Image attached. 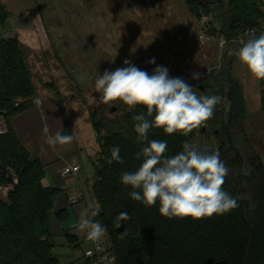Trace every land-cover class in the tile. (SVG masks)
Here are the masks:
<instances>
[{"label":"trees","instance_id":"16d2710c","mask_svg":"<svg viewBox=\"0 0 264 264\" xmlns=\"http://www.w3.org/2000/svg\"><path fill=\"white\" fill-rule=\"evenodd\" d=\"M186 2L199 21L225 7L217 32L227 39L246 38L250 29L257 35L264 31V0ZM9 17L10 11L0 0V120L4 117L8 126L0 133V186L13 184L7 197L0 196V264H61L54 253L50 212L53 198L62 189L46 184V165L32 156L10 123L12 117L34 105L37 89L19 37L3 30ZM205 24L212 27L213 19ZM240 46L237 43L235 50ZM234 59L235 55L223 75L230 83L231 103L229 108L222 103L216 106L213 118L204 126L206 131L201 127L184 136L153 128L148 133L149 140L167 141V156L182 151L185 141L201 150L219 152L229 169L223 189L239 204L226 214L200 220L169 219L159 213V202L146 207L132 200V189L124 186L120 177L142 163L134 157L146 142L137 141L133 117L147 110L142 105L128 110L113 122L115 128L104 125V134L99 121L92 117L100 144V151L90 159L95 171L92 192L116 264H264V164L257 151L247 158L241 148V144L248 145L244 129L247 106L242 85L231 75ZM260 110L264 115V80ZM209 135L220 140L218 148L202 146L201 140ZM113 146H119L123 163H108ZM121 212L131 219L121 221V227L116 228ZM66 214L68 211L63 210L58 216L63 219ZM66 237L69 243L81 245L76 234L68 231Z\"/></svg>","mask_w":264,"mask_h":264},{"label":"rangeland","instance_id":"374dc122","mask_svg":"<svg viewBox=\"0 0 264 264\" xmlns=\"http://www.w3.org/2000/svg\"><path fill=\"white\" fill-rule=\"evenodd\" d=\"M10 11L3 30L19 37L32 71L37 94L48 92L66 113L72 130L91 152L100 151L92 117L115 128L114 121L131 110L121 101L98 102L94 83L105 70L127 67V59L141 70L153 73L157 66L168 69L170 77L203 84L192 86L197 94L219 95L229 108L230 83L224 78L237 42H225L219 34L221 14L217 9L204 21L192 13L186 0H2ZM155 58L154 64L148 61ZM231 75L242 85L247 118L244 129L248 145L241 144L245 156L255 151L264 164V115L261 112V80L255 79L235 56ZM199 73L200 79H193ZM84 75L83 82L77 79ZM49 85H54L49 86ZM223 89V90H222ZM227 89V91L225 90ZM116 107V109H113ZM202 146L216 149L220 140L204 136ZM90 207L96 204L92 192L94 167L83 153ZM92 173V175H91ZM54 253L61 264H83L87 244L68 243L55 238Z\"/></svg>","mask_w":264,"mask_h":264},{"label":"clouds","instance_id":"9594fccd","mask_svg":"<svg viewBox=\"0 0 264 264\" xmlns=\"http://www.w3.org/2000/svg\"><path fill=\"white\" fill-rule=\"evenodd\" d=\"M245 35L246 38L239 42L241 46L229 54L238 57L255 79L264 80V31L257 35L256 30L250 29ZM123 63L128 66L115 71L105 70L98 75L94 87L100 93V104L121 101L129 109L142 105L147 110L133 117L137 141L146 142L134 157L142 163L137 170L124 172L120 177V182L132 189L130 198L146 207L159 202V213L169 219L200 220L237 208L238 199L223 189L229 169L218 151L201 150L197 144L185 141L182 151L167 156V141L149 140L148 137L153 128L162 129L167 135L188 136L194 129L206 126L224 97L198 95L184 79L170 77L165 67L157 66L150 75L127 59ZM148 63L154 64L155 58ZM192 78L198 80L200 74L193 73ZM77 79L83 82L85 76L80 75ZM42 132L53 150L69 146L75 140L74 134L51 133L47 124ZM110 151L109 164L113 161L123 163L119 146H113ZM99 213V206L84 207L75 225L97 246L107 232L106 227L94 219ZM130 219L128 213L121 212L116 217L115 227H121V221ZM124 235L126 232L121 237Z\"/></svg>","mask_w":264,"mask_h":264},{"label":"crops","instance_id":"0c3cea01","mask_svg":"<svg viewBox=\"0 0 264 264\" xmlns=\"http://www.w3.org/2000/svg\"><path fill=\"white\" fill-rule=\"evenodd\" d=\"M66 117V113L58 106L55 99L48 92H42L40 95L38 92L34 98V105L12 117L10 123L32 156L46 165V184L62 189L52 200L53 208L50 212V226L53 236L67 240L66 233L69 231L79 237V243H83L85 233L81 232L75 225L78 223L81 209L90 207V205L88 197L86 202L76 204L72 203V197L81 186L84 188L87 196L86 182L90 178L89 176L86 178L87 170L82 161L83 153L85 152L86 159L91 161V157L96 152H91L88 149V143L83 144L80 141L79 137L74 134L72 126L66 120ZM45 124L48 125L51 133L54 134L56 131H61L65 135L74 134L75 140L69 146L64 148L58 147L56 150H53L46 143L42 132ZM74 161L81 164L82 170L80 173L78 175L64 174L66 165ZM63 210H67L68 214L61 219L58 213ZM81 259L84 263L83 255Z\"/></svg>","mask_w":264,"mask_h":264},{"label":"built area","instance_id":"2783aa9c","mask_svg":"<svg viewBox=\"0 0 264 264\" xmlns=\"http://www.w3.org/2000/svg\"><path fill=\"white\" fill-rule=\"evenodd\" d=\"M261 8L264 10V5H262ZM202 22H205L204 19ZM242 39H245V37L241 36L238 39H234V40L232 39V40L233 42L239 43ZM223 40L225 42L230 41V39L227 38L225 39L223 38ZM7 130H8V126L6 119L2 117L0 120V133L6 132ZM81 170H82L81 164L74 161L66 165L64 169V174L78 175ZM12 189H13V184L0 186V196L4 198L7 197ZM86 201H87V196L84 188L81 186V188L73 195L72 203L76 204ZM94 219L98 220L102 224L98 215ZM83 243L87 244V246L83 251V256H84L83 264H116V255L109 248L108 237L106 236V234L102 237L99 246H97L93 242L88 241L86 239V235L83 238Z\"/></svg>","mask_w":264,"mask_h":264},{"label":"water","instance_id":"95a60500","mask_svg":"<svg viewBox=\"0 0 264 264\" xmlns=\"http://www.w3.org/2000/svg\"><path fill=\"white\" fill-rule=\"evenodd\" d=\"M188 84H189V85L192 84V85H194V86H197V87H200V88H202V89H205V87L203 86L202 83H201V84H196V83H191V82H189ZM113 109H116V107H114ZM203 131H206V127H204ZM215 132L218 133L219 131L216 130Z\"/></svg>","mask_w":264,"mask_h":264}]
</instances>
